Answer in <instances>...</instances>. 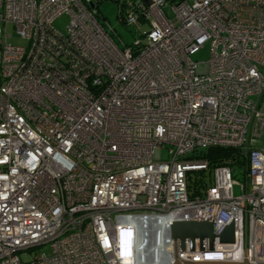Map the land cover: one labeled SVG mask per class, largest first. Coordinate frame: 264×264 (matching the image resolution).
<instances>
[{
    "label": "built area",
    "instance_id": "2783aa9c",
    "mask_svg": "<svg viewBox=\"0 0 264 264\" xmlns=\"http://www.w3.org/2000/svg\"><path fill=\"white\" fill-rule=\"evenodd\" d=\"M98 1L0 0V264H125L129 232L131 264H264V0H125L128 44ZM208 147L242 149L245 179L187 159ZM181 221L211 222L213 249H180Z\"/></svg>",
    "mask_w": 264,
    "mask_h": 264
},
{
    "label": "rangeland",
    "instance_id": "374dc122",
    "mask_svg": "<svg viewBox=\"0 0 264 264\" xmlns=\"http://www.w3.org/2000/svg\"><path fill=\"white\" fill-rule=\"evenodd\" d=\"M125 0H100L96 3L97 9H98V17L100 21H106L108 22L113 28L116 29L117 33L121 36L124 43H130L132 40V37L130 36L129 32L121 25V23L118 20V14H119V6L121 3H123ZM138 1V0H137ZM102 17L104 19H102ZM69 21V16L67 14H63L58 16L55 20L53 25L58 28L60 31H65V26L67 22ZM5 32L7 34H10V37L6 38V42L13 43V44H19L22 43L21 38L15 33L12 26L8 24L5 27ZM4 39V37H3ZM210 53V43L207 41L203 44L201 48L198 49L196 53L192 55V59L195 62H198V67L196 69L197 73L205 74L208 71V64L207 60L209 58ZM262 144H264V137H262L261 140ZM167 147L164 148H158L155 150L154 153V160L155 161H165L169 159V155L167 154ZM239 179V178H238ZM233 193L235 195L239 194L238 187H234ZM23 259H30L33 255L32 253H24L22 254Z\"/></svg>",
    "mask_w": 264,
    "mask_h": 264
},
{
    "label": "water",
    "instance_id": "95a60500",
    "mask_svg": "<svg viewBox=\"0 0 264 264\" xmlns=\"http://www.w3.org/2000/svg\"><path fill=\"white\" fill-rule=\"evenodd\" d=\"M146 5L151 3V0H142ZM90 6H92V2H88ZM170 234L173 241L179 243V248L183 249L185 240L188 239L191 243L194 242L195 239L199 240V248L201 250H206L203 247V240L208 239L209 245L208 250L213 249V240H214V232H213V224L209 221H181L174 222L170 228ZM219 241L223 243H229L233 241V225L230 224L226 226L224 231L219 235ZM172 264H248L247 260L244 258L243 263L240 262H217V261H197L190 262L185 260L178 261L176 258Z\"/></svg>",
    "mask_w": 264,
    "mask_h": 264
},
{
    "label": "trees",
    "instance_id": "16d2710c",
    "mask_svg": "<svg viewBox=\"0 0 264 264\" xmlns=\"http://www.w3.org/2000/svg\"><path fill=\"white\" fill-rule=\"evenodd\" d=\"M187 159L195 161H206L210 167H214L223 163L229 164L233 169L235 178L245 179V171L247 166L246 153L239 148L232 147H208L205 149H197L187 156ZM205 174H195L192 180L193 186H199L203 182Z\"/></svg>",
    "mask_w": 264,
    "mask_h": 264
},
{
    "label": "clouds",
    "instance_id": "9594fccd",
    "mask_svg": "<svg viewBox=\"0 0 264 264\" xmlns=\"http://www.w3.org/2000/svg\"><path fill=\"white\" fill-rule=\"evenodd\" d=\"M135 244L134 232L119 233L117 238L118 256L125 264L135 261Z\"/></svg>",
    "mask_w": 264,
    "mask_h": 264
},
{
    "label": "bare ground",
    "instance_id": "6f19581e",
    "mask_svg": "<svg viewBox=\"0 0 264 264\" xmlns=\"http://www.w3.org/2000/svg\"><path fill=\"white\" fill-rule=\"evenodd\" d=\"M151 264H164V260L161 257H157L151 261Z\"/></svg>",
    "mask_w": 264,
    "mask_h": 264
}]
</instances>
